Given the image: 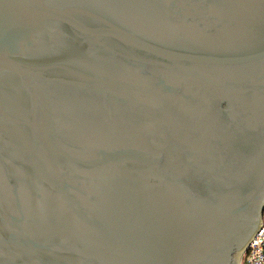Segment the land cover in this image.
<instances>
[{
  "label": "water",
  "instance_id": "obj_1",
  "mask_svg": "<svg viewBox=\"0 0 264 264\" xmlns=\"http://www.w3.org/2000/svg\"><path fill=\"white\" fill-rule=\"evenodd\" d=\"M264 216V0H0V264H239Z\"/></svg>",
  "mask_w": 264,
  "mask_h": 264
},
{
  "label": "built area",
  "instance_id": "obj_2",
  "mask_svg": "<svg viewBox=\"0 0 264 264\" xmlns=\"http://www.w3.org/2000/svg\"><path fill=\"white\" fill-rule=\"evenodd\" d=\"M239 264H264V216L245 251L242 253Z\"/></svg>",
  "mask_w": 264,
  "mask_h": 264
}]
</instances>
